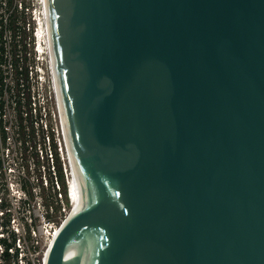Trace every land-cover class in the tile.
<instances>
[{
	"label": "water",
	"instance_id": "95a60500",
	"mask_svg": "<svg viewBox=\"0 0 264 264\" xmlns=\"http://www.w3.org/2000/svg\"><path fill=\"white\" fill-rule=\"evenodd\" d=\"M48 7L86 198L44 264H264V0Z\"/></svg>",
	"mask_w": 264,
	"mask_h": 264
},
{
	"label": "built area",
	"instance_id": "2783aa9c",
	"mask_svg": "<svg viewBox=\"0 0 264 264\" xmlns=\"http://www.w3.org/2000/svg\"><path fill=\"white\" fill-rule=\"evenodd\" d=\"M57 92L44 0H0V174L15 172L5 162L11 155L23 157V152L33 150L39 158L44 151L47 163L41 166L44 171L50 166L58 185L52 145L61 157L67 156L68 166L69 159ZM41 139L47 142L43 150ZM31 140L38 142L31 144ZM12 144L19 150H11ZM6 188V206L1 205L5 201L0 191V221L5 218L7 234L16 235L8 249L9 264H44L56 230L66 218L56 219V208L38 200L35 186L29 189L8 178ZM3 252L0 244V255ZM0 263H4L1 258Z\"/></svg>",
	"mask_w": 264,
	"mask_h": 264
},
{
	"label": "rangeland",
	"instance_id": "374dc122",
	"mask_svg": "<svg viewBox=\"0 0 264 264\" xmlns=\"http://www.w3.org/2000/svg\"><path fill=\"white\" fill-rule=\"evenodd\" d=\"M53 127L55 128V135H56L55 137H57L58 133H56V129L59 130V126L58 124L57 126L55 124ZM37 142L38 140H31V144H36ZM40 145H41V150H43L45 145L47 147V142L44 143L43 139H41ZM14 149L19 150L18 146L12 144L11 150ZM58 154H59L60 165L63 173V180L62 181L58 180V185H57L55 183V179H53L54 187H51V184L48 180L47 168L44 171L43 166H41L47 163L44 151H43V156L39 158L34 156L36 154L34 153L33 150H31V152H23L21 154L23 157H18L20 154H18V156L13 154L9 158H6L5 162L8 165H10L12 168H14L15 172L11 174L2 172V174H0V182L6 183L7 179L11 178L13 182L25 183V186H27L29 189L32 186H35L38 192L37 196H39L38 200H41L45 206L47 203L52 204L53 207L56 208V214H55L56 219L58 221H61L67 218L71 214L72 201L69 199L68 196L67 171H65V166L67 165L66 159L65 156L64 157L60 156L59 150H58ZM20 171H22L23 173H20ZM5 193L7 194V190H5ZM4 198L7 199L8 198L7 195H4Z\"/></svg>",
	"mask_w": 264,
	"mask_h": 264
},
{
	"label": "bare ground",
	"instance_id": "6f19581e",
	"mask_svg": "<svg viewBox=\"0 0 264 264\" xmlns=\"http://www.w3.org/2000/svg\"><path fill=\"white\" fill-rule=\"evenodd\" d=\"M44 7H45V14L46 16L48 15L49 17V7H48V0H44ZM49 21V18H48ZM49 24V23H47ZM49 27V26H48ZM49 31V28H48ZM57 86V82H56ZM58 91V88H57ZM58 98H59V92H57ZM67 148L69 147L68 142L66 141ZM69 158V156H68ZM65 159L67 160V156L65 155ZM71 172L69 173L70 170V164L68 166V162H66L67 166V181H68V192H69V199L72 201V211L71 213L77 211L84 198H86V193L85 190L82 189V183H81V178L79 176L77 166L74 164L73 160H71ZM58 232V229L56 230V233ZM56 235V234H55Z\"/></svg>",
	"mask_w": 264,
	"mask_h": 264
},
{
	"label": "flooded vegetation",
	"instance_id": "af4514ba",
	"mask_svg": "<svg viewBox=\"0 0 264 264\" xmlns=\"http://www.w3.org/2000/svg\"><path fill=\"white\" fill-rule=\"evenodd\" d=\"M4 180V179H3ZM5 190H7L6 188V183H1L0 185V191L3 193V197L4 195L8 196V192L7 194L5 193ZM4 201L1 205L2 206H6V198H4ZM8 223L5 220L0 221V232H3V235L0 236V244L3 245L4 247V252L2 255H0V258L3 260V264H9V260H10V253L8 251V249L10 248V246L12 245V241H15L16 235H11V234H7L8 233ZM1 264V263H0Z\"/></svg>",
	"mask_w": 264,
	"mask_h": 264
},
{
	"label": "trees",
	"instance_id": "16d2710c",
	"mask_svg": "<svg viewBox=\"0 0 264 264\" xmlns=\"http://www.w3.org/2000/svg\"><path fill=\"white\" fill-rule=\"evenodd\" d=\"M52 148H53V152H54V162H55V166H56V173H57V178L58 180L62 181L63 180V173H62V168H61V165H60V160H59V157H58V154H57V151H56V145L53 144L52 145ZM47 168H48V180L50 181V184H51V187H52V181H53V174L51 173L50 171V166L47 165ZM65 193H66V190H65ZM50 203H47L46 205H49Z\"/></svg>",
	"mask_w": 264,
	"mask_h": 264
}]
</instances>
